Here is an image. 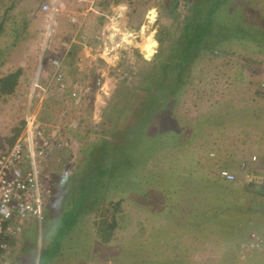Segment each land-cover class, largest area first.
<instances>
[{"label":"rangeland","instance_id":"1","mask_svg":"<svg viewBox=\"0 0 264 264\" xmlns=\"http://www.w3.org/2000/svg\"><path fill=\"white\" fill-rule=\"evenodd\" d=\"M14 1L0 0V78L17 68L22 73L14 92L0 97V148L35 115L68 139L56 161L74 160V170L63 179L59 172L47 174L43 218L10 241L7 263L108 264L149 254L195 264L190 258L207 252L206 264H215V253L228 244L224 264H233L234 254L227 253L237 242L251 233L264 239L258 227L250 228L264 225V197L255 191L264 185V0H230L222 13L214 12L213 21L237 17L253 31L228 35L213 54L195 53L168 125L138 135L129 121L146 104L141 86L161 72L196 0H64L63 8L50 0ZM53 57L77 85L76 97L49 87L36 108H27L34 81L51 78ZM127 153L134 160L129 168ZM111 158L119 163L117 174L102 177L97 170ZM222 170L235 180L223 179ZM144 215L164 232L202 231L208 247L190 251L181 232L154 236ZM104 219L116 222L108 245L96 232ZM183 249L185 255L172 256Z\"/></svg>","mask_w":264,"mask_h":264},{"label":"built area","instance_id":"2","mask_svg":"<svg viewBox=\"0 0 264 264\" xmlns=\"http://www.w3.org/2000/svg\"><path fill=\"white\" fill-rule=\"evenodd\" d=\"M48 8V5H43L41 10L45 12ZM50 64L54 68L51 78L43 82L38 77L34 81L27 108H36V102L41 103L42 93L49 91V87L69 90L71 98L76 97V86L65 79L62 60L53 57ZM38 82H41L40 85ZM24 122L18 138L11 145L0 148V264H9L6 256L12 249L10 241L43 218L51 188L50 184L49 189L46 187L47 174L59 172V178L63 179L74 170V160L67 164L56 161V153L69 147L68 139L62 136L60 130L41 126L35 115L27 117ZM251 160L255 161L256 157ZM220 174L228 182L235 180L231 172L222 171ZM260 194L264 197V187ZM242 250L247 254L264 253V239L251 233Z\"/></svg>","mask_w":264,"mask_h":264},{"label":"trees","instance_id":"3","mask_svg":"<svg viewBox=\"0 0 264 264\" xmlns=\"http://www.w3.org/2000/svg\"><path fill=\"white\" fill-rule=\"evenodd\" d=\"M228 1L230 0H196L191 4V16H189L188 20L184 22L179 40L176 42V46L167 58L166 63L162 64L161 72L153 74L150 80H146L145 84L143 83V86H141V90L146 91V104L143 105V107H140L139 110L137 109L138 114H136V120L134 122L133 120L129 121L134 128L132 131L137 135L139 133L142 134L147 129L155 126H162V129L164 130L165 125H168L166 124L167 119L172 115L174 109V103L172 101L178 100L181 96L180 94L183 90V85L185 84V77H187L186 65H188L187 62L194 58L195 53L204 50L213 54L215 49L220 48L227 42L226 39L228 35H232L230 37L236 39L238 36H246L251 30L253 31V29L247 24L236 23L237 17L231 19L230 16L231 14H234L235 16V11L230 9L229 19L231 20H228L227 23L222 24V20L213 21L214 12L221 10L222 13L221 5L226 4ZM224 11L225 9L223 12ZM3 19L4 18L1 19L0 27L3 25ZM261 31V34L264 35V31ZM18 35L19 34H17L16 39H18ZM229 41L232 40L229 39ZM261 45L264 47V43ZM21 73L22 70L17 69L15 72L0 78V97L14 92L18 85L17 79L20 77ZM261 93L263 96L264 89H261ZM18 134L17 131L15 138L10 142L11 144L15 141ZM10 143L9 145H11ZM120 148L116 146L112 149L115 152ZM132 162H134L133 157L127 153V158L124 161L125 166L129 168L132 165ZM118 167L119 163L115 165L111 158L110 165L106 166L103 170L99 169L97 171L100 172L102 177H111L117 174L116 170ZM257 188L258 186L256 185L255 191ZM106 220L107 219H104L103 222L99 223L96 230L101 243L109 242L112 237V232L116 229V222H114V220L109 223H107ZM34 225H30V228ZM37 226L38 225H36V227ZM62 234V228H60L59 238Z\"/></svg>","mask_w":264,"mask_h":264},{"label":"crops","instance_id":"4","mask_svg":"<svg viewBox=\"0 0 264 264\" xmlns=\"http://www.w3.org/2000/svg\"><path fill=\"white\" fill-rule=\"evenodd\" d=\"M21 2V0H15L14 2ZM59 1V2H58ZM50 2H52V5H56L57 7L58 6H60V7H64V0H50ZM46 3H48V2H46ZM43 4H45V3H43ZM47 5V4H46ZM78 7V5H74L73 4V8H76V10L78 9L77 8ZM14 8H16V6L15 5H13V9ZM75 11V10H74ZM83 26V25H82ZM68 56V55H67ZM18 69V68H17ZM63 72H64V74H66L65 72H66V70H63ZM11 73V72H10ZM10 73H8V74H6V75H9ZM5 75V76H6ZM4 77V76H3ZM2 77V78H3ZM71 82H72V80H70ZM75 86H77L76 84H75ZM247 161V160H246ZM250 161V160H249ZM254 162V161H253ZM241 165H244V163H241ZM240 165V166H241ZM222 171H227V170H222ZM228 172H231V171H228ZM232 174H233V172H231ZM245 176V175H244ZM245 181V180H244ZM243 181V182H244ZM246 185V184H245ZM258 186V188H257V192L260 194V191H261V189H262V187L264 186H260L259 184L257 185ZM261 195V194H260ZM149 216V215H148ZM146 218H148L146 215H144V216H142V219L141 220H144L145 221V228L147 229L148 227V229H147V231H149L150 233H152V235H154V236H160L161 238H169V237H171L170 236V233H174V231H168V230H166V232H164V229H163V227H165V226H159V227H156V228H153L152 227V223H150V222H148L147 220H145ZM161 224H163V223H161ZM203 225V227H202V230L204 231L205 230V228H207V230H208V226L207 225H204V224H201V226ZM255 227L256 229H257V227H258V233H259V231L260 232H262L261 233V235H263L264 236V229L262 228L264 225H262L261 227L259 226V225H257V222H254V223H250V228L251 227ZM35 227V226H34ZM166 228V227H165ZM142 231V230H141ZM178 232H181V231H175V233H178ZM174 233V234H175ZM183 235H181L182 237H186V239L184 240L185 241V244L186 243H188V247H189V250L190 251H192L193 249L195 250V249H197V248H200V247H203V245H205V246H207L208 247V240H207V234L205 233H203V234H200V233H202V231L199 233L198 231L197 232H195V233H199L200 235L197 237V234H194V233H191V232H188V234H189V236H187V232L185 233V231H183V232H181ZM137 237V236H136ZM249 237V236H248ZM248 239V238H247ZM246 239V241H240V242H237V247H235L232 251H228V253L227 254H234V257H235V262L233 263V264H264V253H257V252H252V253H250L249 252V254H247V253H243V250H242V248H243V245L245 244V243H247V240ZM110 242V241H109ZM109 242H107V243H104L105 245H108L109 244ZM228 246V244L226 245L225 244V247H223V245H222V247L221 246H219V247H221V248H219L218 249V252L217 253H215L216 254V256H219V257H217V258H219L217 261H215L214 263L215 264H224V261H225V258H229L227 255H226V257H225V253H224V250L226 249V247ZM206 247V248H207ZM137 248V247H136ZM120 249H121V247H120ZM186 250H188V249H183V251L181 252V253H179V252H177V251H173V253H172V256H174L176 259H177V257H179V255H185L186 254ZM153 253H155V252H153ZM207 253V252H206ZM206 253H204V254H201V255H198V256H196V258L195 257H193V258H190V260L189 261H191V259H196V261H195V264H206V262L208 261V258H207V254ZM122 254H124L123 253V251H121V255ZM160 254H162V253H160ZM149 255V254H148ZM147 254L146 255H136V257L138 258V260L134 257V256H126V261L125 262H123L122 260H118L117 262H113V261H111L110 263L112 264H158L159 262H161L160 260H162L163 262V264H166V263H169V264H174V259H172V258H170L169 260H165L166 258H163V259H160L159 260V258H157L155 255H152V256H148ZM220 255H221V257H220ZM124 257V256H123ZM162 257V256H161ZM256 258H258L257 260H253V259H256ZM260 260V261H259ZM188 261V262H189ZM256 261V262H255ZM252 262H254V263H252ZM109 262H108V264H110ZM185 263V262H184Z\"/></svg>","mask_w":264,"mask_h":264}]
</instances>
